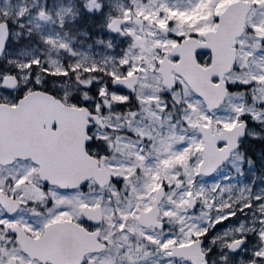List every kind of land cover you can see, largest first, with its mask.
<instances>
[{
    "label": "snow or ice",
    "instance_id": "snow-or-ice-1",
    "mask_svg": "<svg viewBox=\"0 0 264 264\" xmlns=\"http://www.w3.org/2000/svg\"><path fill=\"white\" fill-rule=\"evenodd\" d=\"M213 9L216 0H71L55 9L32 0L14 14L0 6V264H264L256 173L236 198L220 182L228 175L200 182L239 170L235 159L255 168L242 146L249 140L261 142L264 159V0ZM66 17L95 21L107 37L93 33L96 43L119 51L81 54L60 35ZM34 94L80 110L79 166L52 167L36 144L9 140L10 117H22ZM31 127L63 136L51 117ZM73 233L79 246L68 258L45 251L53 235L63 246Z\"/></svg>",
    "mask_w": 264,
    "mask_h": 264
},
{
    "label": "water",
    "instance_id": "water-1",
    "mask_svg": "<svg viewBox=\"0 0 264 264\" xmlns=\"http://www.w3.org/2000/svg\"><path fill=\"white\" fill-rule=\"evenodd\" d=\"M231 7L232 4L226 9H231ZM217 47L221 50L222 58V42H218ZM186 70L193 78L199 76V73L192 69L191 65L186 66ZM79 112L80 110L66 107L50 97L46 98L40 94H34L29 100L22 117H10L8 125L9 140L15 142L18 139H23L25 142L36 144L46 154L48 163L52 167L75 168L82 163L77 154L81 131ZM49 117L59 120L63 129V136L58 140L49 137L46 133L34 134L32 131L33 121ZM72 129L77 133L73 132ZM78 246L79 237L75 233L71 234L67 244L63 246L60 238L53 235L47 242L45 251L68 258Z\"/></svg>",
    "mask_w": 264,
    "mask_h": 264
},
{
    "label": "rangeland",
    "instance_id": "rangeland-1",
    "mask_svg": "<svg viewBox=\"0 0 264 264\" xmlns=\"http://www.w3.org/2000/svg\"><path fill=\"white\" fill-rule=\"evenodd\" d=\"M21 2L32 3V0H8L7 3H4L0 6L12 9L14 14L15 9L19 6ZM176 2L181 4L182 6H187L189 4V0H176ZM232 2L233 0H216V9H213V11H222L226 5ZM70 3L71 0H52V8L55 9L60 6H68ZM187 19L189 22H195L199 19V13L192 15ZM94 23L95 21L89 23L86 19L83 18L69 20L66 17L64 29H59L60 35L65 40H69V38L74 37V39L70 40V44L74 49L80 51L81 54L88 53L91 57L97 59H102L110 54H116L119 51V44H116V47L114 48H108L105 43H96V40L93 37V33L99 32L101 39H107V37L99 29H96L94 27ZM202 27L205 32L211 30V26L209 24H204ZM43 30L57 31L58 28L55 23H46L43 25ZM65 30L68 33L67 36L64 35ZM83 32H87L89 34L83 35ZM113 43H116L115 38H113ZM89 44L91 45V47H89ZM49 55L53 57L61 56L65 60L70 58L67 53L63 51L57 52L55 49L51 53H49ZM55 87H59V85H55ZM65 105L75 107L73 103H67ZM253 142H257L258 144L253 145ZM260 144V141L249 140L246 142L245 145H242L245 147L246 155H251L256 161L255 168L249 167L247 165L246 160L242 161L234 158L235 163L240 166L239 170L233 167L232 165H229L228 169L231 172L230 175L228 171L221 169L217 174H214L211 177H203L200 182L207 186L211 181L217 180L222 176L228 175L229 179L227 182H225L224 180H221L220 182L222 185H231L230 192L233 198H236L237 196H243L244 192L247 190L246 185L253 181V172H255L257 176L253 187L264 185V180L259 179L261 175H264V172H262V169H264V159H261ZM225 194L227 195L228 193L226 192ZM198 207L199 205H197V208ZM196 210L197 209H195L193 212H195Z\"/></svg>",
    "mask_w": 264,
    "mask_h": 264
},
{
    "label": "flooded vegetation",
    "instance_id": "flooded-vegetation-1",
    "mask_svg": "<svg viewBox=\"0 0 264 264\" xmlns=\"http://www.w3.org/2000/svg\"><path fill=\"white\" fill-rule=\"evenodd\" d=\"M62 221H64V220H62ZM62 221H60V222H62Z\"/></svg>",
    "mask_w": 264,
    "mask_h": 264
},
{
    "label": "trees",
    "instance_id": "trees-1",
    "mask_svg": "<svg viewBox=\"0 0 264 264\" xmlns=\"http://www.w3.org/2000/svg\"><path fill=\"white\" fill-rule=\"evenodd\" d=\"M258 144V143H257ZM257 144H255V145H257Z\"/></svg>",
    "mask_w": 264,
    "mask_h": 264
}]
</instances>
